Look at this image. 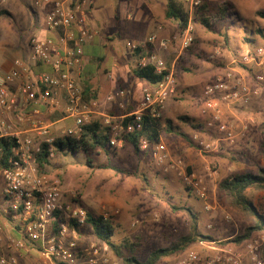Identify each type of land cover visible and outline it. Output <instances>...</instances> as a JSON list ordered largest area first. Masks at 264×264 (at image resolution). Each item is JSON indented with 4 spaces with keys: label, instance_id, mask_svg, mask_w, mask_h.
Listing matches in <instances>:
<instances>
[{
    "label": "built area",
    "instance_id": "obj_1",
    "mask_svg": "<svg viewBox=\"0 0 264 264\" xmlns=\"http://www.w3.org/2000/svg\"><path fill=\"white\" fill-rule=\"evenodd\" d=\"M3 2L4 0H0ZM92 0H33L31 8L40 9L44 5L50 8L43 17L45 30L53 34L45 39L30 38L27 59H15L8 74L0 76V139L13 140L12 155L8 166L0 171L4 182L3 194L10 203L15 218L23 221L20 238L7 240L9 254L1 252L0 264H20L21 253L36 252L42 261L37 264H117L111 257L109 245L94 237H84L87 212L81 206L64 208L60 182L49 175L38 171L37 157L43 146L47 147L49 158L54 157L53 138L49 126L41 124L37 117L41 115L40 106L47 113L60 109L63 102V113L73 120V127L64 129L59 138L79 139L86 126H91L95 119L107 136V144L113 151L124 146L126 137L143 128L145 119L161 120L162 110L168 99L176 93L177 81L174 74L168 71L165 61L155 52L148 51L146 45L158 43L159 48L166 49L169 42L157 39L156 34L148 36L144 46L130 45L129 51L134 53L143 49L136 57V68L151 67L160 81L149 85L142 91V98L133 112L120 115L109 114L97 110V102L83 98L82 88L77 76L83 67L84 46L98 36L86 19V8ZM189 10L200 5L199 0H187ZM179 53L188 50L194 43L193 28L177 32L175 36ZM221 46L215 45L211 58L221 54ZM264 58V47L242 52L234 63L240 65L258 64ZM44 66L46 71L35 68ZM258 83L264 82V76L255 77ZM205 97L204 114L209 117L204 123L206 131H213L217 136L209 141H198L196 148L202 155L217 154L221 145L233 146L243 139L245 129L236 130L233 124L223 121L220 102L227 105H247L252 98L259 96L258 88H250L241 80H236L230 72L205 85L202 90ZM126 92L116 90L105 96L108 103H117L124 107ZM33 104L28 113L20 111V107ZM13 113L17 123H29L28 134L15 129L16 123L10 122L5 115ZM139 153L146 156L154 169L162 175H172L179 181L190 195L201 202L205 213L214 212L212 190L205 178L192 170L181 158H174L168 153L163 142L153 141L145 136L137 140ZM210 180L216 178V169L210 164L206 167ZM218 184H214L215 191ZM62 214L64 222L53 228L55 216ZM103 219L106 220L105 217ZM223 219L231 221L228 214ZM73 222V226L68 225ZM213 229L212 224L206 226ZM4 227L0 224V236ZM91 235V234H90ZM260 241L247 242L241 253L224 251L209 258L202 259L194 250H186L173 261L157 264H242L243 257L248 264H264L261 257L264 235ZM1 241V239H0Z\"/></svg>",
    "mask_w": 264,
    "mask_h": 264
},
{
    "label": "crops",
    "instance_id": "obj_2",
    "mask_svg": "<svg viewBox=\"0 0 264 264\" xmlns=\"http://www.w3.org/2000/svg\"><path fill=\"white\" fill-rule=\"evenodd\" d=\"M32 1H0V76L9 73L15 59H27L30 52V38L45 39L53 36L43 26V17L50 7L44 5L40 9H33L31 8ZM175 1L180 3L183 9L188 6L187 0ZM166 3L167 0H92L90 6L86 8V19L88 24L99 30V34L97 38L84 46L83 67L78 73L77 80L82 89L86 88L88 90L89 99L97 102L98 111L116 115L133 112L141 101L143 89L150 84L133 75L138 53L136 55L130 52L129 46H144L148 36L151 34H156L159 40H167L169 44L165 50L159 48L158 43L150 45L151 51H155L165 61L168 71L174 74L177 81L175 95L166 101L162 110V118L160 120L162 131L159 138L165 144L170 156L183 159L192 170L205 178L213 192L214 200V184H219L231 175L230 173L238 174L241 172L239 166H235L236 164L230 163L227 159H232L236 162L246 161V157L252 158L260 150L261 127L264 123V82H256L255 77L258 75L264 76V58L258 64L251 65H240L234 62L242 52L246 50L252 51L263 46L249 48L246 46V48L236 51L233 55L232 52L222 49L219 56L211 58L216 43V34L206 30L197 21H192L189 16L187 24H190L193 28L194 43L187 51L179 53L178 42L175 38L178 25L174 20L165 18ZM189 14H191L190 10ZM113 24L117 28L116 34L112 33L111 30V25ZM115 35L118 38L121 36L126 37V47L123 50L112 48L110 54L116 56L118 63L114 62L112 64L111 71L106 68L101 69L103 58L88 59V51L95 47L99 39L111 41ZM255 35L257 34L255 33ZM90 63L94 66L93 71L89 70V67H91ZM35 69L46 71L48 68L38 66ZM227 72H230L234 79L241 80L248 87L252 89L258 88L260 94L252 98L247 105H227L220 102L219 106L223 114V121L233 124L238 131L245 129V136L233 146L222 144L221 150L217 154L202 155L197 150L196 143L198 141H209L215 139V136H217L215 132L204 129V123L209 117V113H203L205 97L202 94V90L205 85L224 76ZM119 89L126 92L123 108L118 107L117 103L105 101L106 95ZM60 104V109L54 113H47L40 106L42 113L37 117L41 124L49 126L50 134L53 138H59L64 129L71 128L74 125L73 120L66 118L63 113V102H60ZM32 107L33 104H30L26 107L21 106L19 109L23 113H28ZM5 117L8 121L16 123L15 129L17 131L22 134L29 133V123H17L13 113H8ZM167 121H170L172 126L177 128L186 139L174 133H168L166 131ZM94 124H97L101 129L99 119L96 118L92 125ZM123 148L126 150V156L133 157L135 154L138 156V159L144 158L142 153L135 152L129 144L124 145ZM78 154H57L55 157L49 159L48 165L44 166L47 169L51 168L50 166L52 168L56 166L55 171H51L53 175L64 174L63 177L65 178L63 185H61V205L64 208L81 206L88 213L95 209V205H98V207L103 205L100 209L107 207V209L114 210V213H118V210L123 209L122 207L125 206L116 199L111 200L103 193H99L94 200H89L87 193L80 197L82 200L80 203L79 199L75 200L73 191L76 189V184L74 185L70 181L68 184L66 183L67 177L70 179L73 169H83L85 172L95 170L113 171L104 167L105 165L112 164H109L104 159L102 149L93 153L95 155L94 158L92 154L84 158L75 157ZM114 156L118 157L120 153ZM87 158L90 162L89 165L87 164ZM76 159L79 160V163L83 167L73 165V161L75 164ZM133 159L135 158L133 157ZM100 160H105V164H102L103 166L95 164V162L97 163ZM210 164L216 168V178H213V180H210L206 172V167ZM136 166L138 169L132 171L136 176H126L123 179L124 186L118 189L119 193L130 197V203L126 204V208L123 209V216H126V227L128 225V217L134 214L143 216L146 211V208L141 206L142 200H144L147 194L146 188L143 186L145 178L140 175L142 173L141 170L145 169V165L144 162H139ZM240 167L243 168L244 166ZM49 176L55 178L52 175ZM81 179V177L77 180L75 178V181H80ZM121 181V176H117L113 184L116 185V182ZM100 183L107 184V180H100ZM3 189L4 182L0 173V224L4 227L0 236V246L1 252L9 254L6 248L7 240L10 238L17 239L22 236L23 221L13 216L10 203L3 194ZM196 202L199 201L196 200ZM258 210L260 212V209ZM101 215H104V213L99 212L96 216L101 217ZM198 215L200 221H207V217L204 214L200 215L198 213ZM228 215L230 217L233 216L230 213ZM154 217L157 219L156 216ZM220 220L224 223L230 222L225 221L223 218H220ZM121 221H125L123 217ZM184 223L188 225L187 216H185ZM198 229L201 235L208 236L211 240L197 241L186 250L191 249L196 251L202 259L222 254L224 251L242 254L244 252L243 247L247 242L260 241L261 243V236L264 235L263 226L262 230L253 231L248 239L235 243L233 242L234 238L240 235L229 236L228 234L232 230L225 224L221 225L217 230L214 227L211 230L206 228L209 231L208 233L201 231L200 226H198ZM89 232L94 237L90 229ZM220 235H224L225 238L221 239ZM221 242L227 243L218 246L217 244ZM261 247L264 249V243L261 244ZM263 251H261V257L264 262ZM184 252L160 261H173ZM18 258L20 264H37L42 261L41 256L36 252L21 253ZM242 261V264H248L246 256L243 257Z\"/></svg>",
    "mask_w": 264,
    "mask_h": 264
},
{
    "label": "rangeland",
    "instance_id": "obj_3",
    "mask_svg": "<svg viewBox=\"0 0 264 264\" xmlns=\"http://www.w3.org/2000/svg\"><path fill=\"white\" fill-rule=\"evenodd\" d=\"M200 5L198 8L190 11L189 14V5L183 10L189 14L191 20L194 21V18L197 16H209L211 13L215 12L220 8H227V18L225 20L219 21L213 25V33L216 34V43L215 45H220L221 49L227 52H232V55L236 51H240L246 46L255 47L263 46L264 47V37L257 36L254 33V30L259 27L264 28V19L256 15V13H264V0H199ZM90 25V24H89ZM112 26V33H117V28L115 25ZM92 29L99 30L92 25ZM108 37V36H107ZM111 37V36H109ZM100 38V37H99ZM108 42V43H106ZM126 47V37L121 36L120 38L115 35L112 37L111 41L99 39L97 44L93 49L88 51V59L93 58H103L101 64V69L106 68L107 70H112L111 66L116 61V56H113L111 53L112 48H118L123 50ZM118 63V62H117ZM89 70L93 71L94 66L90 63ZM57 139V138H56ZM104 159L112 165L119 167L121 170L133 171L137 170L136 166L139 162H144L145 169L141 170V176L145 178L143 180V186L146 188L147 194L144 200H142L141 206L146 208L145 214L138 215L134 214L131 217H128V225L126 227V216L124 215L123 209L126 208V204L130 203L129 196L122 195L119 193L118 189L124 186V178L126 174L116 173L113 171H102L95 170L92 172L84 171L83 169H73L70 179L67 177V184L72 182L76 184V189H74V198L75 200L79 199V203L85 193L90 200H94L99 193H103L106 197H109L111 200H118L123 206V209H119L118 213H114V210L100 209L103 205H95V209L90 211L93 215H98L99 212L104 213L101 217H105L106 220L111 222L114 226V235L112 238V243L118 246L124 244L131 245L133 254L139 262H144L147 256L154 250L159 248H165L178 241V239L187 233L188 225L184 223L185 213L181 211H172L171 206H188L194 209L197 214L205 215L207 221L203 222L199 220V226L202 229L201 231L208 233L209 231L205 228L207 224H212L214 229L217 230L221 225H226L231 228V233L229 236H237L243 234L245 229L248 227H253L255 220L252 218H241L236 214L229 211L227 208L223 197L219 193V184L215 191V196L213 200V205L215 206L214 212L207 214L202 209L201 202H196V199L189 194V192L182 187L181 183L177 181L172 175H162L158 173L150 160L144 156V158H139L137 155L133 157L126 156V150L124 148L114 151L115 154L120 153V156L116 157L113 153V150L108 146L102 149ZM92 157L95 155L93 153ZM114 154V155H113ZM57 154H54V157ZM75 157L84 158L83 153L78 154ZM61 158V156H60ZM233 158V157H232ZM246 161H234L232 159H227L230 163L236 164L239 166V173H256L258 169L263 168L262 158L259 152L255 153L252 158L246 157ZM94 160V159H93ZM105 160H100L95 162V164L103 166ZM54 165V164H53ZM73 165L83 167L79 160L73 161ZM240 166H244L243 168ZM51 168H43V172L46 175H52L60 182V185H63V180L65 177L64 174H55L53 175L51 171H55L56 166H50ZM216 169V168H215ZM140 170V169H139ZM50 172V173H49ZM234 175V173H230ZM229 175V176H231ZM121 176L122 181L115 183V177ZM228 176V177H229ZM81 177L80 181H75ZM227 177V178H228ZM53 178V177H52ZM100 180H107V184H101ZM64 183V184H66ZM248 197L252 201V204L260 209V214L264 215V191H248ZM143 209V208H142ZM232 214V220L229 223H224L220 220L223 218L224 214ZM157 219H155V217ZM199 216V215H198ZM122 217L125 221H121ZM129 229V230H128ZM128 230V231H127ZM84 237H92L90 235L89 229L87 227L82 229ZM213 233V232H212ZM220 238H225L224 235H220ZM227 242H221L219 245L226 244ZM264 249H262L263 251ZM264 252V251H263ZM262 254V253H261ZM111 257L117 261V264H122L120 259L111 252ZM172 259V258H171ZM174 259V258H173ZM162 262V261H160ZM158 262V263H160Z\"/></svg>",
    "mask_w": 264,
    "mask_h": 264
},
{
    "label": "trees",
    "instance_id": "obj_4",
    "mask_svg": "<svg viewBox=\"0 0 264 264\" xmlns=\"http://www.w3.org/2000/svg\"><path fill=\"white\" fill-rule=\"evenodd\" d=\"M227 13V8H220L211 13L209 16H197L194 20L202 25L206 30L213 31V25L219 21L225 20L227 18ZM256 15L264 19V13L258 12ZM165 18L172 19L177 22V32L183 31L189 21L188 14L183 10L181 4L175 0H167ZM254 32L257 35L264 37V28L261 29L257 27ZM143 49L151 51L150 44L146 45ZM143 49L138 48L134 53L137 55V53L139 54L143 51ZM133 75L140 80L146 81L150 85L156 84L161 79V76L157 75L151 67L135 68L133 70ZM82 92L83 98L85 100L89 99L88 90L84 88L82 89ZM161 131L160 120L146 118L142 130L126 137L124 145H131L135 152L139 153L137 148L138 138L145 136L157 142L160 139L159 137ZM166 131L186 139V137L179 132L177 128L172 126L170 121H167ZM261 132L262 138L260 142L259 154L264 164V123L262 124ZM107 142V136L104 135V132L97 124H94L86 126L84 128L83 135L79 139H72L69 137L57 138L53 141L52 146L55 154L75 155L83 153L88 157L91 153L98 152L108 146ZM12 147V139H0V171L8 166L7 162L12 155ZM49 159L47 147L43 146L42 152L37 157L38 171L40 173H44L42 170L44 166L49 164ZM87 164H90L88 158ZM104 167L112 169L116 173H125L126 176H136L135 173L129 171L124 172V170H121L117 166L105 165ZM218 188L219 193L221 197H223L229 211L241 218H252L255 220L254 226L245 229L243 234L234 238L233 242L240 243L248 239L253 231L262 230L264 226V215L260 214L259 210L252 204L248 197V191H264V167L258 169L256 173H238L231 175L222 180L219 183ZM171 209L175 212L181 211L185 213L188 219L187 233L168 247L152 251L144 262L136 260L131 245L124 244L122 246H118L112 243L114 226L108 220L103 219V217L94 216L87 212L85 227L92 231L93 236L98 241L107 243L110 250L120 259L122 264H157L162 259L181 254L197 241L211 240L210 237L201 235L199 232V216L191 207L172 205ZM61 222H64L63 216L62 214H57L55 216V221L53 222L54 230L56 229L58 223ZM68 225L73 226L74 224L73 222L68 221Z\"/></svg>",
    "mask_w": 264,
    "mask_h": 264
}]
</instances>
